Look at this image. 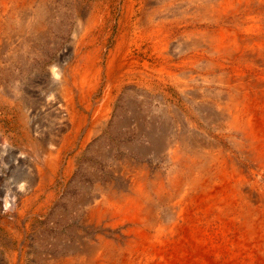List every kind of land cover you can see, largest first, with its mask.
Segmentation results:
<instances>
[{
  "label": "bare ground",
  "instance_id": "bare-ground-1",
  "mask_svg": "<svg viewBox=\"0 0 264 264\" xmlns=\"http://www.w3.org/2000/svg\"><path fill=\"white\" fill-rule=\"evenodd\" d=\"M193 1L203 4L197 9L196 6L193 7L195 16L199 15L200 18L219 22L241 13L239 27L240 30L247 31L246 37L241 38L240 45L228 42L226 36L218 32L209 33L205 41L202 40L203 38H195L186 42L187 47L207 46L218 57L210 62L212 72L210 74L215 77L218 84L227 89L226 96L221 106L213 109L209 105L208 112L199 117L205 124L214 125L222 134V140H215L203 134L197 127L198 121L188 118L182 124V130L173 133L165 143L164 154L165 160L168 162L166 173L160 172L159 169L151 175V170L146 165H140L134 172L122 170L123 178L131 175L134 177L130 183L131 190L128 192L113 183L102 185L99 177H94L95 187L107 194L99 196L100 199L94 201L85 217L87 223L91 225L90 229L97 232L96 235L94 234L96 241L87 243L84 240L86 237L84 234H76L81 245L75 243L76 241L65 242L59 247L62 253H67L66 255L60 254L63 256L56 257L53 254L46 257L43 262V256L36 254L32 264L151 263L141 261L137 263L131 258L135 253L141 257L151 255L154 259L151 264H264V0H191V2ZM20 5H23L24 12L22 15H17L16 11L14 13V9ZM34 7L42 19L37 17V20L34 16ZM53 7L51 0H0V64L6 58L17 57L16 53L13 57L10 56L11 53L6 54L11 48H14L11 50L12 52L24 50L27 52L26 54L30 53L28 55L30 56L32 53L29 44L32 40L31 35L42 39V41H49V33L43 29L42 21L45 20L44 11L53 10ZM135 9L133 11L138 10ZM195 9L198 12L194 11ZM6 11H10L9 15L15 14L12 19L17 25L14 27L5 24L3 16ZM256 13L259 19L255 20L253 15ZM255 27L262 29L263 34L255 33ZM30 31H32L31 35ZM119 37L121 36L119 35ZM161 41L160 43H162ZM253 43L258 45L250 47ZM113 46L115 45L113 44ZM72 48V44H68L56 63L52 64L45 72L40 71L35 78H31L33 87H28L25 83L23 87L16 86L19 91L21 90L24 102V105L19 107V110L22 111L20 119L27 123L28 128L24 137L25 144L23 147H18L24 155L21 156V151H16L15 145L11 146L15 148V155L20 154L12 160L10 165L4 162L0 163V176L5 174L3 168L9 172L10 168L14 167L25 177L28 174L29 180L13 185V181L8 178V181L3 180L5 183L3 187H0V193L6 196L5 199L2 198L6 209L0 210V216L4 218L3 221L7 226L6 231L9 233L5 241L9 248H7L4 264H27V250L30 248H28V241L25 237L29 234L31 224L26 222L29 218L34 219L40 214L35 210L28 214L29 211L25 210L32 205L28 188L31 186L34 191L35 186L42 184L50 173L57 170L59 165L62 144L55 136L59 128L51 125V129L55 131V135H52L49 128H46L44 132V123L37 125L34 120L41 117L46 111L45 114H49L46 117L48 121H57L60 114L64 113L63 111L66 109L67 118L72 122L73 113L76 111L77 105L80 104L78 96L82 90L83 82L78 75H75L76 70L73 64L75 55ZM223 55L230 57L231 65L225 64L222 60ZM53 66L57 70L56 76L51 71ZM245 69L250 72L246 73ZM180 81L184 83L186 80L181 78ZM39 85H42L46 90L40 89ZM98 111L101 119L106 120L108 105L104 102ZM30 119L34 122L31 123ZM44 135L47 144L41 147ZM225 142L228 147L224 145ZM181 186L184 188V201H187L184 207L177 201L172 203L170 210L166 212L152 209V204L157 206L159 200L162 201L164 198L173 200L176 190ZM148 202H151V206ZM194 206L197 209L196 212L192 211ZM205 206L215 207V210H227L228 221L217 223V221L208 218V223L191 224V216L199 213ZM14 240L18 241L16 245H14ZM38 244L40 243L37 242L35 248L40 247ZM118 252H127L129 257L118 260L114 257ZM124 256L126 255L124 254Z\"/></svg>",
  "mask_w": 264,
  "mask_h": 264
},
{
  "label": "rangeland",
  "instance_id": "rangeland-1",
  "mask_svg": "<svg viewBox=\"0 0 264 264\" xmlns=\"http://www.w3.org/2000/svg\"><path fill=\"white\" fill-rule=\"evenodd\" d=\"M51 3L54 9L44 11L45 20L42 21L43 29L49 33V41H42V39L31 35L32 31H30L31 55L28 56L30 53L26 54L27 52L24 50L12 52L11 50L14 48H11L6 54L11 53L10 56L13 57L16 53L17 57L6 58L0 64L1 164L4 162L10 165L12 160L20 154L15 155V148L11 146L15 145L16 151L20 152L18 147H23L26 142L24 137L28 131L27 123L20 119L22 111L19 110L24 102L21 90L19 91L16 86L23 87L25 83L28 87H33L31 78H35L40 71L45 72L52 64L56 63L68 44L73 46L75 75H78L83 82L82 90L78 96L80 104L77 105L76 111L73 113L72 122L67 118L66 109H64V113L60 114L57 121H48L46 117L49 114H45L46 111L41 117L34 120L37 125L44 123V132L46 128H49L50 131L51 125L59 128L58 133H55L56 135L52 129L51 133L60 141L62 148L57 170L50 173L42 184L35 186L34 191H32L31 186L28 188L30 189L28 193L32 198V205L25 210L29 211L28 214L33 213V210L40 214L34 219L29 218L30 221L26 222L31 225L29 226V234L27 233L28 236L25 238L28 241V248L34 250H27V258L29 259L26 261L27 264L33 263L36 254L43 256V262H45L46 257L53 254L56 257L66 255L67 253L61 252L60 247L65 242L76 241L75 243L80 244L77 236L80 233L86 236L84 237L85 242L96 241L97 232L90 229L91 225L85 220L94 201L107 195L95 187L96 176L99 177L102 185L113 183L118 188L128 192L131 190L130 183L134 177L131 175L123 178L122 170L134 172L140 165H146L151 170V175L159 169L160 172L166 173L168 162L165 160L164 154L165 143L168 142L173 133L182 130V124L188 118L198 121L197 127L203 134L215 140H222V134L219 133L218 129L214 125L205 124L199 117L208 112L209 105L213 109L221 106L226 96L227 89L218 84L215 77L210 74L212 73L210 62L218 59V57L207 46L187 47L186 42L195 38H203L202 40L205 41L209 33L218 32L225 35L228 42H234L238 45L241 38L246 37L247 33L245 30H240L239 27L241 13L219 22L200 18L199 15L195 16L193 7L196 6L197 9L203 4L191 2V0H51ZM33 9L34 16L40 18L38 10L35 7ZM134 9L137 11H133ZM15 11L17 15H22L24 12L23 5L14 9V13ZM9 14L10 11L4 13L5 24L14 27L17 25L12 19L15 14ZM253 17L255 20L259 19L257 13ZM122 20L123 23H121ZM254 31L263 34V30L260 28L255 27ZM257 45V43H253L250 47ZM144 59L145 61H143ZM222 60L225 64H232V60L228 56L223 55ZM245 72L249 73L250 71L245 69ZM181 78L186 81L181 82ZM39 88L46 90L42 85H39ZM104 102L108 105L106 120L101 119L98 111ZM34 121L30 119L31 123ZM43 141L41 147L47 144L45 143V135ZM226 144L225 142L224 145L228 147ZM162 145L164 146L162 147ZM22 155L24 154L21 151ZM2 170L5 174L0 176V187H3L4 181L8 180H12L13 185L29 180V175L26 174L25 177L23 173L20 174L17 168L12 167L9 172L6 168ZM175 194L173 200L172 198H164V200L158 201L157 206L152 204L154 207L152 209L166 212L170 210V205L177 201L184 207L187 201H184L183 186L179 187ZM5 197V194L0 193V210L6 209L3 200ZM148 204L151 206V202ZM215 207H203L199 213L191 216V224L208 223V218L217 221V223L227 222L229 218L226 215L227 210H215ZM192 211H197L195 206L192 207ZM3 220L4 218L0 216V264L5 263V255L7 248H9L8 244L5 243L9 233L6 231L7 226ZM116 231L118 232V229ZM121 240L123 241V239ZM17 242L14 240V245ZM37 242L40 243L38 244L40 247L35 248ZM114 257L119 260L129 257V254L118 252ZM131 258L137 263L139 261L153 263L154 261L151 255L141 257L138 253L133 254Z\"/></svg>",
  "mask_w": 264,
  "mask_h": 264
},
{
  "label": "clouds",
  "instance_id": "clouds-1",
  "mask_svg": "<svg viewBox=\"0 0 264 264\" xmlns=\"http://www.w3.org/2000/svg\"><path fill=\"white\" fill-rule=\"evenodd\" d=\"M51 71L53 72L54 76L57 75V70H56L55 66L52 67ZM57 78H58V77H57Z\"/></svg>",
  "mask_w": 264,
  "mask_h": 264
}]
</instances>
